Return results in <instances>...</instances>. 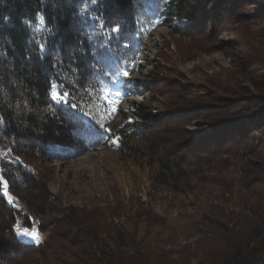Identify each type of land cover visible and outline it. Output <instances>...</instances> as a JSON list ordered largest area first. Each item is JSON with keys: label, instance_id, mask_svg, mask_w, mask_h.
I'll use <instances>...</instances> for the list:
<instances>
[{"label": "trees", "instance_id": "16d2710c", "mask_svg": "<svg viewBox=\"0 0 264 264\" xmlns=\"http://www.w3.org/2000/svg\"><path fill=\"white\" fill-rule=\"evenodd\" d=\"M204 1H210L211 10L216 7V0H99L96 17L91 20L81 12L83 0H0V117L6 121L0 125V136L11 140L15 152L44 161L89 151L91 141L104 133L99 123L106 127L120 112L118 109L114 116L109 115L105 101L96 98L93 84H107L113 92L118 89L89 66L96 64L101 54L103 60L97 66L110 72L114 66L127 71L134 66L131 43L144 6L147 10H152L153 5L163 6L165 9H159L154 19L158 17L162 24L167 16H172L174 21H170L169 27L179 32L194 20L185 12L206 10ZM41 17L47 31L44 44L60 54L70 78L65 81L64 90L72 92L81 108L92 114L91 119L83 114L69 115V109L53 104L46 95L48 82L58 81L60 66L51 67L52 57L47 52L39 53L32 41L27 23ZM116 24L123 31L114 37L110 27ZM88 35L92 36L90 42ZM38 54L45 59H38ZM72 54L78 59H72ZM77 76L79 82L72 86L71 81ZM133 83L128 87L131 92L142 87V82ZM85 88H89L91 96ZM128 88L119 89L117 108ZM18 100H27L31 111L18 112ZM246 100L233 103L225 111L218 140L213 138L210 145L206 142L196 149L181 146L175 161L164 153L162 147L167 143L163 138L147 131V108L134 102L125 113L127 124L133 129L112 130V136L120 140L115 145L109 141V145L132 150L130 138L146 137L145 149L157 155L163 174L160 178L165 179L171 193L180 197L159 209L139 197L116 199L111 207L105 203L89 209L62 208L54 227L60 246L53 250L51 261L46 258L45 264H264V159L261 163L250 159L259 150L260 157L264 154V95ZM49 104L52 110L46 111ZM89 129L93 134H89ZM245 154V164L252 169L240 168L238 178L234 171H223V161L214 162L220 155L242 158ZM212 172L216 178L219 176L222 193L217 196L216 205H206L204 195L209 191L200 184L214 182ZM28 178L29 174L23 171L19 180L11 181L12 190L17 191L22 183H31ZM49 199L47 195L43 197V215L50 205L56 204L54 198ZM20 212L19 207L8 205L0 195V251H6L11 244L25 252L42 251L46 248L43 240L27 241L11 230ZM179 216L185 221L176 222ZM31 217L36 218L37 213L24 210L21 227L33 228ZM191 233L198 236L195 241H176L179 235Z\"/></svg>", "mask_w": 264, "mask_h": 264}, {"label": "rangeland", "instance_id": "374dc122", "mask_svg": "<svg viewBox=\"0 0 264 264\" xmlns=\"http://www.w3.org/2000/svg\"><path fill=\"white\" fill-rule=\"evenodd\" d=\"M98 2L83 0L82 14L94 20ZM209 2L204 1L206 10L186 11L194 20L179 32L169 27L170 21H174L172 16H167L160 25L151 23L158 10L165 9L160 4L153 5L152 10L146 6L141 9L135 25L137 34L131 43L134 66L128 67V72L131 84L142 82V87L134 88L133 92L128 88L119 104V114L106 126L131 131L133 127L127 124L125 113L134 102L142 103L147 108L146 129L151 136L162 137L167 143L162 148L171 161L178 159L177 148L181 146L196 149L206 142L210 145L213 138L218 140L223 126L220 120L233 103H246L249 97L264 95V0H216L212 10ZM27 27L36 47L44 43L47 31L41 18L28 22ZM140 28L145 30L141 32ZM154 78L158 80L153 81ZM109 137L100 134L98 140L91 141L90 150L82 154L44 161L15 152L11 140L0 136V152L11 150L0 159V175L8 179L9 193L15 197L10 205L21 209L11 230L16 233V228H24L21 227L24 210L37 213L36 218L31 217L33 228L40 235L38 241L43 240L46 246L40 252H25L24 248L11 244L6 251H0V264H45L46 258L50 259L53 250L60 246L54 227L62 208L89 209L105 203L111 207L116 199L139 197L159 209L180 197L166 188L157 155L145 149L146 137L130 138L132 150L113 148ZM259 152L251 156L253 163L264 159ZM247 157V154L242 158L220 155L214 162L223 161V171H234L238 178L240 168L252 169L245 164ZM23 171L32 182L22 183L13 191L11 181L19 180ZM212 175L215 177V172ZM213 181L200 184L209 191L204 195L206 205H216L217 196L222 193L217 182L219 176ZM45 195L49 200L54 198L56 204L50 205L43 215ZM175 221L185 220L179 216ZM197 237L193 233L181 234L176 241L183 244Z\"/></svg>", "mask_w": 264, "mask_h": 264}, {"label": "snow or ice", "instance_id": "6c2138e0", "mask_svg": "<svg viewBox=\"0 0 264 264\" xmlns=\"http://www.w3.org/2000/svg\"><path fill=\"white\" fill-rule=\"evenodd\" d=\"M93 3H96L97 0H92ZM41 22L43 23V17H41ZM27 23V21H25ZM153 25H158L161 23V20L157 17L153 21H151ZM101 28L105 27V25H101ZM144 28H140V31H144ZM111 33L114 34V37L116 35L122 34V27L119 24H116L115 26L110 27ZM99 34V33H98ZM87 40L90 42L92 40V36L88 35ZM100 47H104V45H101ZM127 47V45H125ZM39 53H45L47 52L52 57V63L51 67L56 68L58 65L60 66L57 70V80H51L48 82V88L46 95L51 100V102L55 105L61 106L62 108L69 109V115L75 116L76 114H83L84 116H87L91 119L92 114L88 111H85L83 108H81L79 100L76 99L72 92L64 90L65 89V81H68L70 78L67 74V72L64 71L62 66V59L60 57V54L56 51H53L50 47L46 48L44 43L39 44L38 46ZM81 52H83V48L79 49ZM38 59L44 60L45 57L43 55L38 54ZM72 59H78L75 57L74 54H72ZM103 60V54H101V59L96 61V64H92L89 67L94 70L95 74L102 75L103 77H107L108 80L112 85H114L118 90L115 92L110 89L107 84H101L99 87H97L95 84L91 85V89L98 93L97 99H101L105 101L107 108L106 111L109 115H115L118 111L117 105L119 103V97H120V91L121 88H128L131 86L130 83V74L129 72L124 68H119L118 66L112 67L111 72L108 70H105L104 67H98L97 65L101 64V61ZM75 72V69L72 70ZM91 75V73H90ZM124 77V80L118 79L119 77ZM79 82V77L77 76L74 80L71 81L72 86L75 85V83ZM3 90L0 89V92ZM85 92L89 93L91 96V92L89 91V88H85ZM115 96V99L112 97ZM21 105L23 107H21ZM17 110L18 112H23L27 114V112L31 111V109L28 107V101L27 100H18L17 102ZM46 111L52 110V104H49ZM131 122V121H129ZM6 121L0 117V125L5 124ZM99 129H101L104 133H108L110 136V142L112 144H118L120 137L118 136H112V129L105 127L104 123H99ZM89 134H93L92 130L89 129ZM9 150L8 152H0V159L8 156L10 154ZM18 160L19 157H16ZM0 195H2L4 198H6L8 204H13L15 201V197L10 195L9 193V181L6 179L5 176L0 175ZM16 234L20 237H26L29 238L32 241H38L40 239V235L38 231L35 228H32L29 230L28 228H16Z\"/></svg>", "mask_w": 264, "mask_h": 264}]
</instances>
